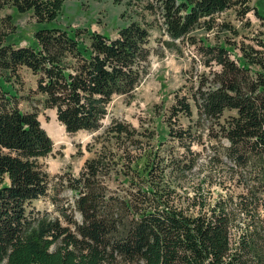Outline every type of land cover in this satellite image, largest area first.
Masks as SVG:
<instances>
[{
    "label": "trees",
    "instance_id": "1",
    "mask_svg": "<svg viewBox=\"0 0 264 264\" xmlns=\"http://www.w3.org/2000/svg\"><path fill=\"white\" fill-rule=\"evenodd\" d=\"M7 1L20 14L33 12L38 28L34 43L21 47L14 39V18H4L0 26V264H264L262 53L244 51L237 63L224 47H204L207 62L221 70L213 74L210 86L197 89L199 117L218 122L233 168L243 173L256 167L258 172L246 195L207 207L198 203L202 196L196 193L192 206L183 209L170 178L178 169L193 167L177 163L161 169L146 147L151 139L144 143L143 135L121 120L103 125L114 98L132 97L148 73L149 27L132 21L112 38L53 25L68 0ZM155 1L163 33L172 42L184 41L198 28L212 31L215 17L229 10L242 8L243 18L253 11L251 0ZM189 40L198 43L194 37ZM23 67L37 77L35 94L41 96L37 105L30 102L32 112L20 109L25 98L16 84ZM40 106L54 110L68 134L104 130L93 137L100 145L95 157L85 162L78 178H68V187L77 194L80 224L57 197L54 206L67 226L34 207L48 196L51 184L41 160L54 152V141L39 120ZM226 111H236V116L223 122ZM179 112L192 116L186 98L177 97L172 116ZM176 136L184 140L182 132ZM91 148L87 146L89 152ZM185 150L193 154L191 144ZM121 171L128 191L110 194L104 180Z\"/></svg>",
    "mask_w": 264,
    "mask_h": 264
},
{
    "label": "rangeland",
    "instance_id": "2",
    "mask_svg": "<svg viewBox=\"0 0 264 264\" xmlns=\"http://www.w3.org/2000/svg\"><path fill=\"white\" fill-rule=\"evenodd\" d=\"M249 6L253 11L244 18L241 16L242 8H235L217 15L212 31L196 29L189 36L197 39L196 45H192L189 38L172 42L163 33L155 0H121L118 4L114 0H68L62 16L53 24L66 29L90 30L112 38H116L119 30L132 21L149 27L151 58L148 73L132 97L114 98L103 125L105 128L113 119L121 120L137 129L143 135L141 140L144 143L151 139L146 147L152 150L154 161L161 169L177 163L181 167H193L192 171L185 172L178 169L170 178L177 205L183 209L192 206L190 199L196 193L202 196L198 203L207 207L227 197L246 195L247 186L254 183L257 177L256 167H249L243 173L241 169L233 168L234 164L226 156L229 143L223 138L221 127L216 121L200 119L194 98L198 87L202 84L210 86L213 74L221 70L217 63L207 62L204 47H224L237 63L243 58L244 51L248 54L259 51L264 56V0H251ZM8 16L14 18L18 29L14 36L17 44L21 47L32 45L38 28L33 12L20 14L10 2L0 0V26L3 27L2 21ZM19 75L21 83H17L16 87L20 96L25 98L21 100L20 109L32 112L30 102L37 105L41 97L35 94L37 77L25 67L19 70ZM177 97L186 98L192 116L181 112L172 116ZM231 116H236V111H226L222 121ZM39 120L54 141V152L41 160L44 171L51 177V184L48 196L35 202L34 207L50 218H61L53 203V198L57 197L61 207L67 209L72 219L80 224L83 219L75 208L77 194L68 187V178H78L85 162L95 157L100 145H95L93 137L104 130L94 135L87 132L68 134L57 121L56 112L45 110L42 106L39 107ZM178 132L183 133L184 140L176 136ZM188 144L192 145L193 154L186 152L185 145ZM88 145H92V152L87 149ZM142 165L143 162L141 168ZM241 173L245 175L242 180L238 177ZM104 181L110 194L126 195L128 183L123 171L114 172ZM197 211L193 209L191 213L196 215ZM61 221L67 226L62 218ZM233 237L235 239L237 234Z\"/></svg>",
    "mask_w": 264,
    "mask_h": 264
}]
</instances>
